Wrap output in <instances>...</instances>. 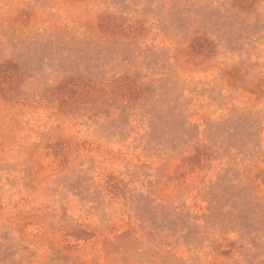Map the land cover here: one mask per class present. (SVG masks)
I'll use <instances>...</instances> for the list:
<instances>
[{"label":"rangeland","instance_id":"374dc122","mask_svg":"<svg viewBox=\"0 0 264 264\" xmlns=\"http://www.w3.org/2000/svg\"><path fill=\"white\" fill-rule=\"evenodd\" d=\"M0 264H264V0H0Z\"/></svg>","mask_w":264,"mask_h":264}]
</instances>
